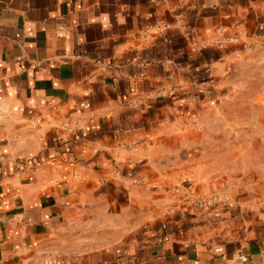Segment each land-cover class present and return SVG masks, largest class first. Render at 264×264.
I'll list each match as a JSON object with an SVG mask.
<instances>
[{"label":"crops","instance_id":"0c3cea01","mask_svg":"<svg viewBox=\"0 0 264 264\" xmlns=\"http://www.w3.org/2000/svg\"><path fill=\"white\" fill-rule=\"evenodd\" d=\"M262 50L264 0H0V264H264L209 120Z\"/></svg>","mask_w":264,"mask_h":264},{"label":"rangeland","instance_id":"374dc122","mask_svg":"<svg viewBox=\"0 0 264 264\" xmlns=\"http://www.w3.org/2000/svg\"><path fill=\"white\" fill-rule=\"evenodd\" d=\"M260 53L244 65L209 120L222 137L220 151L229 155L222 166L264 177V50Z\"/></svg>","mask_w":264,"mask_h":264},{"label":"built area","instance_id":"2783aa9c","mask_svg":"<svg viewBox=\"0 0 264 264\" xmlns=\"http://www.w3.org/2000/svg\"><path fill=\"white\" fill-rule=\"evenodd\" d=\"M220 202V197L218 195H210L202 198H195L191 200V205L195 210L210 209L212 206Z\"/></svg>","mask_w":264,"mask_h":264}]
</instances>
